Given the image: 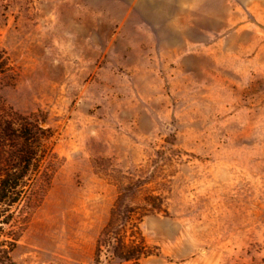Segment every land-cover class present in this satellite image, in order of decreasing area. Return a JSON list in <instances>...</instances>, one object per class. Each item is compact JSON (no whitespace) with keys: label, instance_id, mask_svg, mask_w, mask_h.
<instances>
[{"label":"rangeland","instance_id":"rangeland-1","mask_svg":"<svg viewBox=\"0 0 264 264\" xmlns=\"http://www.w3.org/2000/svg\"><path fill=\"white\" fill-rule=\"evenodd\" d=\"M32 153L13 264H264V0H0L2 177Z\"/></svg>","mask_w":264,"mask_h":264},{"label":"trees","instance_id":"trees-1","mask_svg":"<svg viewBox=\"0 0 264 264\" xmlns=\"http://www.w3.org/2000/svg\"><path fill=\"white\" fill-rule=\"evenodd\" d=\"M35 155V154H34ZM27 157H23L22 159L25 160L26 169L25 171L21 173H17L16 170L8 171L5 174V177L3 178L0 174V207L2 204H4L5 200L14 192H16L20 186V182L25 179L28 169L30 168L32 164L33 159V153L32 156H29L28 159H25ZM132 188L128 187L125 189L124 193L121 195L120 203L119 205H123L124 202L129 198V194L131 193ZM128 192V193H127ZM21 195V193H17L15 201L12 202V204L7 205L4 209L0 208V264H13L11 260V253L16 249L17 244L21 238V235L23 231L18 232V234H15L13 238L11 239H4L3 233L4 230L2 229L1 225H7L9 224L13 216L10 213V209L16 204L18 197ZM132 212V210H130ZM113 216H119V210L118 207L113 212ZM112 232L110 231V226L106 228L102 235L99 238L97 247H96V260H98L97 257H100L102 253V244L103 240L110 239L112 236ZM150 253L148 251V248L145 245L137 244L134 246L125 245L122 243V241H118L117 245L113 248V256L119 260H123L126 262L130 261H139L142 257L149 256Z\"/></svg>","mask_w":264,"mask_h":264}]
</instances>
